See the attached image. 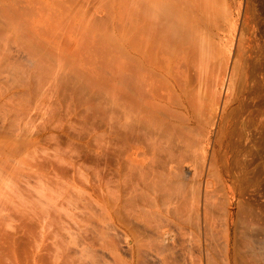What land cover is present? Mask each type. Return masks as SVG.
Returning a JSON list of instances; mask_svg holds the SVG:
<instances>
[{
  "label": "bare ground",
  "instance_id": "6f19581e",
  "mask_svg": "<svg viewBox=\"0 0 264 264\" xmlns=\"http://www.w3.org/2000/svg\"><path fill=\"white\" fill-rule=\"evenodd\" d=\"M35 1L37 0H24V4L21 3L25 5V10H29L35 7ZM41 1L44 5L47 3L46 0ZM102 3L104 6V1ZM123 3L124 5H122ZM123 3L119 2L118 4L121 6H117L120 7L119 11L123 9L122 12H124L121 15L122 12L119 13V11L115 14H118V19L113 17L115 16L112 14L114 9L111 11V15L108 13V17H106V19L113 17L111 21L114 27L111 25L110 19L109 21L104 20L110 23L108 25H111V28H114L111 29L112 31L118 29L121 38L117 34H110V37L113 35L117 40L119 37L122 40V42L118 40V43L121 42L120 45L114 44L117 40L115 41L111 37L108 41L112 40L109 43L106 40L108 45L104 44L103 48H101V42L97 47L93 46L91 42L87 44L90 45L89 47L84 45L85 43H77L74 47L60 49L59 52L58 48L54 46L57 52L53 53L55 48L53 45L51 46V42L47 43V36L44 34L38 36L37 34L38 39H29L24 46L21 45L16 49L14 55L7 48L3 52L0 46L1 75L4 65L7 67L9 61H14L16 67L19 60L26 62L25 68L18 70L20 73L16 74V78H14L15 75L0 76V81H2V77L8 83L17 84L8 90L9 93L0 96V129L10 130L12 135L15 131L26 127L34 116V110L39 108V101H44L47 95L53 91V94L50 95L52 97H49V103L53 106L57 104L59 112L55 113L56 115L47 125L49 138L57 139V145L67 144L71 148L72 156L68 154L61 156H65L67 159L64 161L72 164L73 167L76 159H80L81 164L79 163L78 168L76 165L73 171L75 174L76 172L79 174L77 177L82 178L83 183L91 184L89 186H92L91 189L94 190V195L88 193L89 191L86 192L89 186L87 184L88 187H85V184L82 185L83 183H79V186L82 187L81 191L73 192L68 188L73 194L70 192L67 195L70 199L72 198V201L75 199V203L78 204L75 206L76 210L81 211L78 216L82 215L85 218L90 213L91 217V220L90 217L89 219L86 217L88 219L86 221L91 227L86 222L82 224L81 228L84 226L81 232L83 236L79 234V239L80 235L81 238H84L80 243L83 241L85 246L94 248L100 242L98 240L96 244L95 240L100 239L104 241L102 245H100L101 242L99 244L103 250L118 245L116 240L113 244V238L110 240L109 232L115 230L113 233L116 234L117 230L119 232V229H123L128 233L130 219L139 221L140 218H143V221H147L145 219L148 218V220H152L160 217L164 208L168 216L175 215L174 218H177L173 188L176 182L185 176L183 172L186 163L185 155L192 150L194 145L198 147V141L194 142V139L198 136L197 133L199 134L197 131L200 129L199 126L202 125L200 119L203 116L206 118V115L218 119L221 134L235 132L237 128L235 129L234 126L243 124L245 129L239 127L240 133L245 132L247 137L250 130L248 127L246 128V123L250 121L254 112L253 108L257 104L255 100L259 96L262 97L264 93V0H124ZM45 6L47 7V5ZM111 6L113 8V5H110L109 8ZM93 21L91 24L103 26V20L98 22L97 19H94ZM97 27L99 28L98 25ZM107 35L109 36V34ZM104 39L105 37H103ZM81 50L85 55L83 59L79 56ZM53 54L57 55L59 60L64 56L81 59V61L75 62L80 68H75L74 73L82 81L96 89L94 103L90 104V106L92 105L90 108L83 107L81 100V103L78 102L82 96L72 98L77 85H73L72 93L69 89V94L72 97L67 96V86L60 88L63 83L65 86L64 79L68 77H64L61 72L58 73L56 69L53 71V68L47 64V58H52ZM106 68L111 69V78L109 77L111 82L104 84L102 76L109 71ZM112 68L114 69L112 70ZM92 88L91 91H93ZM77 91L79 92V88ZM77 95L79 94L77 93ZM205 118H203L204 121ZM209 118L210 116L206 118V121ZM16 120H20L21 124L17 126ZM205 122L203 125L212 126V124L209 125L211 120L209 124ZM213 123L216 124V120ZM235 133V136H240L239 139L241 136L246 138L245 134ZM221 134L220 136L224 135ZM229 135L233 136V133ZM224 137L222 138H228V136ZM222 138L220 139L218 136V139L222 140ZM223 144L222 142L220 146L222 147ZM199 147L201 146L199 145ZM13 148L16 153L17 146L7 147L11 150L12 156L15 155L12 152ZM5 151L4 144L0 143V162ZM60 158L63 159V157ZM2 163L4 165L2 171L5 176L14 172L15 166L10 157H6ZM85 163H89V166H86ZM54 167L58 168V166ZM61 170L63 171L64 167L56 171L55 178H52L54 175L51 173L50 180L54 182L52 185H56L55 183L61 180L60 175L64 173ZM53 172L55 171L53 170ZM65 177L63 176V178ZM76 185L78 186V183ZM64 188L62 187L63 190ZM65 193L63 194L66 195ZM86 193L91 195L90 198L89 195L86 197ZM77 199L78 201H76ZM80 201L83 202L80 203ZM83 210H87L88 213L83 214ZM127 218H130L129 223L126 221ZM159 219L163 223L164 219ZM80 220L79 223H82L83 221ZM154 226L151 225V227ZM161 229L155 246H158L159 250L165 251L168 250L166 248L170 249V242H175V237L165 226ZM261 230L264 234V227H260ZM134 233L136 232L134 231ZM244 238L246 237L244 236ZM249 238L247 246L251 247ZM139 239L140 237L138 240L135 239V244L131 248V264H138L143 260L141 252L144 245L139 244L141 241L143 242ZM260 242H262V246L258 245L261 244ZM260 242L256 243L259 246H256L259 251H256L254 247L251 248V252L253 249H255V253L260 252L259 248L261 247L264 251V240ZM104 243L107 245L106 248ZM71 246L74 247V244ZM79 249L81 250V248ZM161 252L158 253L161 254ZM82 253L85 254V250ZM82 253L80 254L83 255L80 256L81 259H86L87 255V257L92 256L91 253L94 256L91 259L95 258L98 253L100 256L96 257L99 259L104 257L99 251L96 254L86 251L85 256ZM255 253L256 256L258 253ZM260 253V257L254 256L255 260L264 258V253H261V255L263 254L262 258ZM114 254L119 255L116 252ZM75 258L77 259V257ZM140 258L142 260H139ZM81 259L77 264H82L83 260L81 261ZM88 259L90 260V258ZM99 259H95L97 264ZM106 260L104 259L105 262ZM114 260L118 262V259ZM83 264L85 263L83 262Z\"/></svg>",
  "mask_w": 264,
  "mask_h": 264
},
{
  "label": "rangeland",
  "instance_id": "374dc122",
  "mask_svg": "<svg viewBox=\"0 0 264 264\" xmlns=\"http://www.w3.org/2000/svg\"><path fill=\"white\" fill-rule=\"evenodd\" d=\"M69 1L46 0V7L41 0H37L35 1V7L33 9L30 8L29 10H25V5H22L24 0H0L1 50L5 52L4 49L7 48V50L13 54L21 45L24 46L29 39H38L36 37L37 34L38 36L41 34L47 36V43L50 44L51 42V46H56L58 52L60 49L65 50L70 46L74 47L77 43H85L84 45H87L91 42L93 46L97 47L99 42H101V48H103L104 44L106 45L112 39H115L112 35L111 37L113 38L108 41L109 38H111L110 34H117L119 37L121 36L119 35L117 28L113 30L114 32L111 30L114 29L111 28L112 26L114 27L111 20H113V17H119L118 14L115 15L120 10V7L117 6H121V4L118 3H123L124 0H120L119 2L118 0H111L110 2L109 0ZM103 1L104 6L102 3ZM105 3L109 5L106 6ZM110 5H113V8L112 6L109 8ZM122 5H124V3ZM113 9L114 13L112 14L115 16L111 17V19L109 17L111 26L108 25L110 23L108 22L109 19H106V17H108V13L110 14ZM122 10L119 11V13L122 12ZM123 13L124 12L120 13V15ZM94 19H97L98 22L100 20L108 21H104L106 25L102 21L103 26L97 24L99 26L98 28L96 24H94L95 26L93 23L91 24V22H94ZM107 34H109V36ZM103 37H105L104 40ZM119 37H117L118 40L122 42ZM106 40L108 41L107 43ZM116 40L117 39H115V41ZM118 40L117 42H114V44L120 45L121 42L118 43ZM87 46L84 47L87 48ZM56 48L53 50L54 52L52 51L53 53L57 52ZM83 52L84 51L81 50L79 55L82 59L85 57ZM56 56L57 55L53 54L52 58L49 57L51 60L47 58V64L53 68V71L56 69L58 73L61 72L62 75L64 74V77L66 76L69 78L64 79L65 86H63V83L61 84L62 86L60 85V88L67 86L66 88L71 90L77 85L74 89L73 97L69 94L70 90H66V93H68L67 96H71L73 99L74 97L82 96V98L79 97L80 99L77 101L80 102L81 100V105L83 107L90 108L92 106H90V104L94 103V93L96 92V89L95 87H93V89L90 84L82 81L74 73L75 68H80V66L77 65L78 63L76 64L75 62L81 61V59H71L70 57L67 58L64 56V58L59 60ZM18 62H16L18 63L16 67L14 61H9L7 65H10V67L4 65L3 73L1 75L0 72V76L11 77V75H15L14 78H16V74L19 75L20 73L18 70L25 68L26 64V62L24 63L21 60ZM113 69L114 68H112V70ZM107 70L109 71L105 72L102 76L104 84L111 82V69L109 68ZM1 79L0 96L9 93L8 90L11 87L17 86V84H14L13 82L8 83L6 79H3L2 77ZM67 81L70 82L68 83ZM78 88L79 92L77 91ZM91 88L93 91H91ZM72 91L73 90H71L70 93H72ZM77 93L79 95L76 96ZM52 94L53 91L51 94L47 95V98L44 101H39V108L34 110V116L26 127L15 131L12 135V131L8 129H0V143L4 144V149L6 150L4 157L0 162V264H69V261H71V264H77L79 259H81L80 256H83L80 254L84 250L85 254L86 251L95 252V254L99 251L103 254L101 256L104 257L99 259V257H96L100 256L98 253V255L96 254L95 258H93V262V259H91L93 253H91L92 256L90 257H87L88 255L85 256V254L82 253L86 258L81 259V261L83 260L82 264L83 262L85 264H95V259L97 258L99 259V261L97 260V262H99L98 264H131V248L139 237L144 243L142 241L143 244L140 241L137 242H140L139 244L144 246H142L141 252L143 260L140 258L139 260H142V262L140 263L139 261L138 264H264V258H262L263 254L261 255V253H264V251H262L263 247L259 248L261 249L260 252L262 251L261 253L256 252L258 253L256 254L254 252L255 249L256 251H259L257 250V247H259L258 245L262 246L263 244L260 241L264 240L263 231H260V227H264V139H262L264 138V93L262 97L259 96L255 100L257 104L253 108L254 112L250 121L246 123V128L248 127L250 130V136H247L249 140L243 131L242 132L245 134L246 138H242L241 136L239 139L240 136H235V132L240 133V128L243 129L245 127L243 124L239 123V126L236 124L234 128H237V131L232 132L233 136H231L229 134L232 133L224 134L223 132L224 135L221 134L222 132L219 130L220 121L214 119L211 115H209V119L211 120L210 124L209 119V122L208 120L206 121V118L209 117L208 115H206V118L203 116L201 118L202 120L200 119V124L202 125H200V129L198 128L199 130H197L199 134L197 133L198 136L194 135L197 136L195 139L192 136L194 142L195 140L198 141V147L194 145L192 150L185 155L186 163L183 168V170H185L183 171L185 176L177 181L173 188L175 196L174 206H177V218H174L175 215L173 217L168 216L164 207V211L162 210L160 217L156 216L157 218L152 220L146 218L145 220L147 221H143L144 219L140 218L141 224L140 219L139 221H136L127 218L126 221L129 223L128 220L130 219L131 222L130 225L128 224V233L123 229H119V232L117 230V235L113 233L115 230L109 232V235L111 236L110 240L111 238L114 240L113 244L115 243V240L118 243V245L116 244L118 247H116L117 249L115 248L116 245H113L111 248L108 246L113 250H111L113 253L109 248H106L107 242L104 243L106 250H103V247L100 245H102L104 241L100 239L95 240L97 241L96 244L98 243V240L101 244L99 242L97 244L98 246H95L94 248H89L88 245L85 246L83 241L80 243L82 238H84H81V232L84 226L83 228L81 227L84 222H88L86 220L89 219L90 213H88L87 210H83V214L86 212L89 214L86 216L88 219L86 217L83 218L84 216L82 215H80L81 217L78 216L81 212L79 209L76 210L77 207L75 206L78 204L75 203V199L72 201V198L70 199L68 196L70 192L73 194V192H77V190L81 191L80 188H82L79 186V183H83L82 178L79 179V177H77L79 174L77 172L75 174V171H73L76 165V168H78L80 159H76V163L78 164L73 160L75 163L74 167L72 164L65 162L64 159L67 158L61 155L68 154L72 156L73 152L71 148L67 144L57 145V139L52 137L49 138L47 125L51 118L59 112L57 104H54L55 106H53L49 103V97H52L50 96ZM203 118H205L207 124H212V126L206 124L203 125V122H205ZM212 120H216L217 123L214 124L215 122L213 123ZM16 121L17 126L18 124H21L20 120ZM242 132L240 134H242ZM220 134L223 136H220ZM217 135L220 139L225 135L224 138L227 136L228 138H222V140H220ZM222 142L224 144L221 147L220 144H222ZM11 145H15L18 148L16 153L14 152L15 147L12 149V152L15 154H13L14 156L11 155V150L7 149V147ZM199 145L201 147H199ZM6 157H10V160H12L15 166V170L5 176L2 171V166H4L2 161ZM59 157H63V159H59ZM86 163L85 165L89 166V163ZM239 163L241 164V167ZM54 166H58L59 169H63L64 167V173L61 170L63 173L60 175L61 180L57 182L59 185L55 183L58 187L52 185L54 182H51L50 180L52 175H54L52 178H55L57 174L56 171L59 170ZM53 170L55 172H53ZM71 174L72 176H70ZM63 176L68 177L63 178ZM80 177L82 176L80 175ZM76 183H78V186ZM84 184L86 187L88 183H83L82 185ZM89 185L91 184H88V186ZM62 187H65L64 190H66L65 192L67 193L63 192L64 190ZM91 187L92 186H89V189L87 188L86 192L89 191L88 193L94 195V190L93 188L91 189ZM68 188L70 190L72 189L73 192L69 191ZM63 193L66 195L68 194V197ZM88 193H86V197H88ZM91 195H89V198ZM67 198L69 200H66ZM76 201H78V199ZM82 202L83 201H80V203ZM80 218L82 219L80 220ZM159 218L164 219L163 223ZM79 220L83 221L82 223L80 222L81 225ZM91 222L93 223V221ZM77 224L80 225L81 229L79 228L78 230L79 225ZM87 224L89 226V223ZM160 224L165 226L166 229H169L171 234L175 237V242H170V249L166 248L168 250L165 251L159 250V247L155 246L157 245L156 240L159 236L158 234H160L162 231L161 228L163 227ZM151 225L161 228L158 230L155 226V228L151 227ZM133 228L136 232L134 234H138L137 236L133 234ZM77 230L78 232L80 231V233H78ZM247 232V236H251L250 238L246 236ZM79 234H81L80 239ZM248 238L251 240L249 241L253 243L252 245L250 243L251 247L247 246ZM259 242L261 244H258ZM256 243L258 245H256ZM73 244L74 247L71 246ZM99 246L100 248L102 247V249L98 248ZM254 247L255 249L251 252V248ZM79 248H81V250ZM82 249L84 250L82 251ZM115 252L119 253V258L117 254H114ZM158 252H161L162 255ZM254 253L256 256H259L260 253L262 259L260 260V258H258L259 260H255L256 256ZM88 254L90 255V253ZM110 256L116 258H111ZM75 257H77V259ZM88 258H90V260ZM102 258L107 259L106 262L104 259L102 260ZM114 259H118V262Z\"/></svg>",
  "mask_w": 264,
  "mask_h": 264
}]
</instances>
